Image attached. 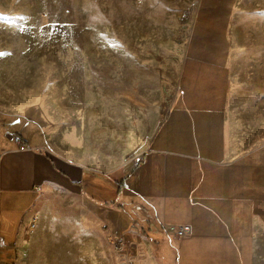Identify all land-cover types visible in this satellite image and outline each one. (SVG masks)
<instances>
[{
  "label": "rangeland",
  "instance_id": "rangeland-1",
  "mask_svg": "<svg viewBox=\"0 0 264 264\" xmlns=\"http://www.w3.org/2000/svg\"><path fill=\"white\" fill-rule=\"evenodd\" d=\"M201 2L0 0V104L43 132L48 151L71 160L57 159L86 185L81 197L45 195L42 229L22 264L189 263L160 206L130 192V179L118 196L115 182L133 173L173 110ZM232 7L230 134L248 149L264 143V0ZM26 131L30 146L42 145ZM98 172L112 173L103 179L110 190L90 188ZM149 187L141 191L156 193ZM255 239L264 264V224Z\"/></svg>",
  "mask_w": 264,
  "mask_h": 264
},
{
  "label": "crops",
  "instance_id": "crops-1",
  "mask_svg": "<svg viewBox=\"0 0 264 264\" xmlns=\"http://www.w3.org/2000/svg\"><path fill=\"white\" fill-rule=\"evenodd\" d=\"M201 1L173 110L134 162L129 190L140 191L149 206H160L163 227L180 239L188 264H256L255 238L264 224V143L244 149L230 134L232 60L226 31L237 0ZM216 10L224 19L213 16ZM15 110L0 104V264H22L35 245L45 195L61 191L81 197L86 190L80 172L57 161L71 160L50 153L43 132L21 124ZM29 129L43 136L42 145H29ZM17 134L26 148L14 140ZM98 175L91 174L90 188L110 190L103 179L112 173ZM148 185L156 193L141 191ZM171 227L188 232L179 236Z\"/></svg>",
  "mask_w": 264,
  "mask_h": 264
},
{
  "label": "built area",
  "instance_id": "built-area-1",
  "mask_svg": "<svg viewBox=\"0 0 264 264\" xmlns=\"http://www.w3.org/2000/svg\"><path fill=\"white\" fill-rule=\"evenodd\" d=\"M14 140L19 144L21 149L26 148V141L21 135H19V134L15 135ZM171 231L177 232L179 236H184L188 232V229L187 228L179 229L176 227H171Z\"/></svg>",
  "mask_w": 264,
  "mask_h": 264
},
{
  "label": "trees",
  "instance_id": "trees-1",
  "mask_svg": "<svg viewBox=\"0 0 264 264\" xmlns=\"http://www.w3.org/2000/svg\"><path fill=\"white\" fill-rule=\"evenodd\" d=\"M127 175H125V177H123V179L119 182H116V184H118V194H121L122 192V187L125 185V181L129 178V175L126 177ZM106 205H109L108 202L105 203ZM111 204V203H110Z\"/></svg>",
  "mask_w": 264,
  "mask_h": 264
}]
</instances>
